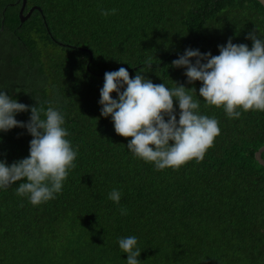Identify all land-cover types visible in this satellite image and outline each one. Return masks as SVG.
<instances>
[{
  "label": "trees",
  "instance_id": "16d2710c",
  "mask_svg": "<svg viewBox=\"0 0 264 264\" xmlns=\"http://www.w3.org/2000/svg\"><path fill=\"white\" fill-rule=\"evenodd\" d=\"M22 5L0 0V91L59 110L77 156L47 202L33 206L18 196L23 181L0 188V264H126L118 241L129 236L137 238L141 264H264V165L255 156L264 145V111L238 109L241 116L229 119L199 97L200 81L188 84L186 69L172 67L189 48L219 55L229 38L251 49L250 32L264 39V5L27 0L25 13L34 5L42 11L24 22ZM101 9L116 12L103 16ZM121 67L132 78L139 71L154 84L196 88L199 114L220 128L202 161L157 170L129 151L131 138L116 134L99 104L105 72ZM174 107L179 119L178 101ZM32 138L26 128L0 131V161L28 157ZM113 189L119 204L108 199Z\"/></svg>",
  "mask_w": 264,
  "mask_h": 264
},
{
  "label": "clouds",
  "instance_id": "9594fccd",
  "mask_svg": "<svg viewBox=\"0 0 264 264\" xmlns=\"http://www.w3.org/2000/svg\"><path fill=\"white\" fill-rule=\"evenodd\" d=\"M116 9H101V15L115 14ZM246 39V44H234L229 38L220 45L219 55L201 53L199 49H186L172 61V67L184 68L187 83L200 81L199 97L207 106L223 107L229 119H238L250 110L264 111V39L256 30ZM193 59L195 62L193 63ZM151 60L148 67H151ZM116 93L117 98H113ZM196 88H186L175 82L172 88L164 83L154 84L141 72L130 77L121 67L105 72L100 90L101 116L111 117L116 134L131 138L127 148L145 162L154 163L157 170L178 169L190 160H203L220 134L218 121L199 114L200 102L194 100ZM174 101H178L177 119ZM31 112L27 123L15 119L16 114ZM43 116V118H42ZM167 118V119H166ZM64 116L51 106H28L0 91V131L15 127L26 128L33 137L29 156L8 165L0 161V188H7L18 181V196H27L33 206L55 198L63 187L68 170L75 167L77 152L66 137ZM26 180V182H25ZM108 199L119 204L121 193L113 189ZM126 215V209H121ZM119 248L127 254L126 264H141L135 236L120 238Z\"/></svg>",
  "mask_w": 264,
  "mask_h": 264
},
{
  "label": "water",
  "instance_id": "95a60500",
  "mask_svg": "<svg viewBox=\"0 0 264 264\" xmlns=\"http://www.w3.org/2000/svg\"><path fill=\"white\" fill-rule=\"evenodd\" d=\"M259 1L264 5V0H259ZM26 5H27V0H23V5H22L21 11H20V17H21L22 22L26 21L31 16V14L34 12L35 9H39L42 11V8L39 5H34L28 10L27 13H25ZM263 153H264V145L262 147H260L255 153L256 159L262 165H264Z\"/></svg>",
  "mask_w": 264,
  "mask_h": 264
}]
</instances>
